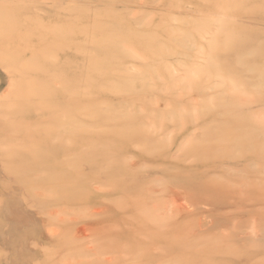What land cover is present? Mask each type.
I'll return each mask as SVG.
<instances>
[{
  "label": "rangeland",
  "instance_id": "374dc122",
  "mask_svg": "<svg viewBox=\"0 0 264 264\" xmlns=\"http://www.w3.org/2000/svg\"><path fill=\"white\" fill-rule=\"evenodd\" d=\"M261 64L264 0H0V264H263Z\"/></svg>",
  "mask_w": 264,
  "mask_h": 264
},
{
  "label": "bare ground",
  "instance_id": "6f19581e",
  "mask_svg": "<svg viewBox=\"0 0 264 264\" xmlns=\"http://www.w3.org/2000/svg\"><path fill=\"white\" fill-rule=\"evenodd\" d=\"M209 1H210V0H209ZM243 1H244V0H243ZM228 3H229V2H228ZM227 7H228V6H227ZM230 7H231V6H230ZM230 7H229V9H230ZM229 9H228V10H229ZM231 9H232V8H231ZM112 13H113V12H112ZM102 14H103V13H102ZM106 15H107V14H106ZM113 15H114V14H113ZM112 17H114V16H112ZM98 18H99V17H98ZM100 18H101V16H100ZM100 25H101V26H103V25L105 26L106 24H103V25H102V24L100 23ZM115 25L117 26V23H116ZM97 26H98V25H97ZM109 27H110V25H109ZM96 28L98 29V27H96ZM103 28H104V27H103ZM105 28H107V27L105 26ZM110 28H111V27H110ZM113 28H114V27H113ZM97 29H96V30H97ZM100 29H101V28H100ZM100 29H98V30L100 31ZM117 29H118V28H117ZM98 30H97V31H98ZM228 30H230V29H228ZM232 30H233V29H231V31H232ZM233 33H234V30H233V32H232L231 34L233 35ZM228 34H230V32H228ZM231 34H230V35H231ZM114 35L116 36V33H115ZM118 35H119V34H118ZM98 36H100V35H98ZM102 36H103V35H102ZM235 36H236V34H235ZM111 37H112V35L109 36V38H111ZM228 38H229V36H228ZM228 38H227V39H228ZM251 41H252V40H251ZM227 42H228V41H227ZM254 42H255V40H254ZM253 44H254V43H253ZM113 45L115 46L116 43L113 44ZM212 45H213V44H212ZM93 46H94V45H93ZM254 46H256V44H255ZM116 47H117V49H118V45H116ZM91 48H92V46H91ZM215 49H216V48H215ZM102 51H103V50H102ZM120 51H121V49H120ZM215 51H216V50H215ZM104 53H105V52L103 51V54H104ZM106 53H108V52H106ZM106 53H105V55H106ZM212 53H214V51H213ZM212 53H211V55H212ZM101 54H102V53H101ZM109 54H110V53H109ZM109 54H108V55H109ZM94 55H95V54H93L92 56H94ZM111 55H112V54H111ZM116 55H117V54H116ZM119 55H120V54H119ZM97 56H98V55H97ZM97 56L95 55V57H97ZM101 56H102V55H101ZM112 56H113V55H112ZM112 56H109V57H110V60L113 59ZM117 56H118V55H117ZM214 57H215V56H214ZM96 59H97V58H96ZM98 59H99V58H98ZM98 59H97V60H98ZM102 60H103V65H104V62L107 61V60L104 61V58H103V59L98 60V61L100 62V61H102ZM110 60H108V61H110ZM113 61H115V60H113ZM96 62H97V61H96ZM99 62H98V63H99ZM115 62H117V61H115ZM115 62H113V63H115ZM100 63H102V62H100ZM105 63H106V62H105ZM109 63L112 64L111 62H109ZM95 64H97V63H95ZM107 64H108V63H107ZM262 64H263V63H262ZM262 64H261V66L264 67V65H262ZM98 65H99V64H98ZM100 65H101V64H100ZM112 65H115V66H116L117 64L115 63V64H112ZM112 65H111V66H112ZM253 65H254V64H253ZM91 66H92V65H91ZM100 67H102V66H100ZM104 67H105V65H104ZM112 67H113V66H112ZM254 67H255V65H254ZM121 68H122V67H121ZM259 68H261V67H259ZM86 69H87V68H86ZM106 69H107V67H106ZM262 69H264V68H262ZM113 70H115V69H113ZM124 70H126V69H124ZM124 70H123V72H124ZM209 70H211V69H209ZM95 71H96V70H95ZM104 71H105V70H104ZM111 71H112V70H111ZM263 71H264V70H263ZM88 72H89V71H88ZM88 72H87V74H89ZM93 72H94V71H93ZM125 72H126V71H125ZM218 72H219V71H218ZM85 73H86V72H85ZM94 73H95V72H94ZM105 73H106V72H105ZM110 73H111V72H110ZM219 73H220V72H219ZM253 73H255V72H253ZM256 74H257V72H256ZM256 74H255V75H256ZM255 75H254V76H255ZM95 76H96V75H95ZM104 76H105V75H104ZM234 76H236V75H234ZM251 76H252V75H251ZM254 76H252V77H254ZM96 77H97V76H96ZM141 77H142V76H141ZM145 77H146V76H145ZM145 77H144V78H145ZM252 77H251V80H253V79L255 80V79H256V81H257V78H253V79H252ZM259 77H260V76H259ZM262 77H263V76H262ZM104 78H106V77H104ZM109 78H110V76H109ZM235 78H236V77H235ZM237 78H238V76H237ZM242 78H243V77H242ZM242 78H240V79L242 80ZM89 79H90V77H89ZM94 79H95V78H94ZM134 79H135V78H134ZM134 79H133V81H134ZM141 79H143V77H142ZM204 79H205V78H204ZM238 79H239V78H238ZM258 79H259V78H258ZM86 80H87V78H86ZM107 80H108V79H107ZM143 80H144V81L146 80L145 82H147L148 79H143ZM94 81H95V80H94ZM96 81H98V79H97ZM96 81H95V82H96ZM242 81H243V83L245 84V81H244V80H242ZM242 81H240V82H242ZM107 82H109V81H107ZM141 82H142V80H141ZM238 82H239V81H238ZM88 83H89V81H88ZM96 83H97V82H96ZM64 84H65V83H64ZM241 84H242V83H241ZM260 84H261V83H259V85H260ZM262 84H263V82H262ZM65 85H66V84H65ZM141 85H142V84H141ZM143 85H144V84H143ZM246 85H247V84H246ZM94 86H96V84H95ZM100 86H101V85H99V86H97V87H100ZM238 86H239V85H238ZM242 86H243V85H242ZM261 86H262V85H261ZM67 87H70V85L67 86ZM67 87H65V88H67ZM92 87H93V86H92ZM126 88H127V87H126ZM67 89H68V90H67ZM67 89H66V90L69 91L70 88H67ZM92 89H93V88H92ZM96 89H97V88H96ZM259 93H260V92H259ZM261 93H262V92H261ZM263 93H264V91H263ZM258 96H259V95H258ZM259 97H260V96H259ZM256 98H257V97H256ZM256 98H254V99H256ZM261 98H262V97H261ZM251 99H252V98H251ZM98 106H99V105H98ZM100 108H101V106H100ZM107 108H108V107H107ZM107 108H106V109H107ZM108 109H109V108H108ZM104 111H105V110H104ZM106 111H107V110H106ZM121 114H122V113H121ZM121 114H120V116H121ZM123 114H124V113H123ZM88 116H89V115H87V117H88ZM122 116H123V115H122ZM124 116H125V115H124ZM128 116H130L131 119L133 118V116L131 117V114L128 115ZM256 116H257V114H256ZM89 117H91V115H90ZM89 117H88V118H89ZM96 117H97V116H96ZM123 118H124V117H123ZM154 118H155V117H154ZM250 118H252V117H250ZM60 119H61V118H60ZM62 119H63V118H62ZM96 119H97V118H96ZM93 120H94V119H93ZM109 120H110V119H109ZM64 121H65V119H64ZM113 121H114V120H113ZM94 122H95L96 125H98V124L96 123L97 120H96V121L94 120ZM65 123H66V122H65ZM68 123H69V122H68ZM263 123H264V122H263ZM59 124H60V123H59ZM62 124H63V121H62ZM66 124H67V123H66ZM76 124L78 125L79 122L76 123ZM102 124H103V123H101V124H99V125H102ZM115 124H116V123H115ZM220 124H221V123H220ZM220 124H219V126H220V128H221V125H220ZM223 124H224V125H223ZM223 124H222L223 127H224V126H228V125H225V123H223ZM226 124H228V123H226ZM231 124L233 125V123H231ZM258 124H259V123H258ZM63 125H64V124H63ZM69 125H70V123H69ZM79 125H80V124H79ZM103 125H104V124H103ZM108 125H109V124H108ZM139 125L142 126V124H139ZM256 125H257V124H256ZM217 126H218V125H217ZM219 126H218V127H219ZM233 126H234V125H233ZM69 127L71 128L70 130H73V128H72L73 126L70 125ZM79 127H82V125L78 126V128H79ZM82 128H83V127H82ZM93 128H98V129H99V126H97V127H96V126H95V127L93 126ZM254 128H255V127H254ZM56 129H57V128H56ZM224 129H226V128H224ZM229 129L231 130V127L228 128L227 130L230 131ZM256 129H258V128H256ZM256 129H255V131H256ZM261 130H262V129H260L259 132H260ZM263 130H264V129H263ZM57 131H59V130H57ZM128 131H129V129H128ZM255 131H254V134L257 133V132L255 133ZM257 131H258V130H257ZM125 132H126V131H125ZM261 132H262V135H263L264 132H263V131H261ZM126 133H128V132H126ZM56 134H57V133H56ZM128 134H129V133H128ZM131 134H132V133H131ZM97 135H98V134H97ZM136 135H137V134H136ZM92 136H93V135H92ZM98 136H99V135H98ZM257 136H258V135H257ZM257 136H256V137H257ZM263 136H264V135H263ZM93 137H94V136H93ZM103 137H104V136H103ZM103 137L101 136V138H103ZM261 137H262V136H261ZM262 138H263V137H262ZM89 139H90V138H89ZM116 139H117V138H116ZM235 139H236V138H235ZM235 139H233V143L236 142V141L239 142L238 140L234 141ZM118 140H119V142H120V139H118ZM249 140H250V139H249ZM97 141H98V140H97ZM131 141H132V140H131ZM218 141H219V140H218ZM121 142H122V141H121ZM121 142H120V143H121ZM123 142H124V141H123ZM123 142H122V143H123ZM237 142H236V143H237ZM245 142H246V140H245ZM240 143H243V142H240ZM262 143H263V142H262ZM88 144H89V143H88ZM94 144H95V142H94ZM149 144H150V143H149ZM200 144H202V146L205 145V143H203V142L200 143ZM203 144H204V145H203ZM206 144H207V143H206ZM211 144H212V143H211ZM144 145H145V144H144ZM212 145H213V144H212ZM229 145H231V144L229 143ZM234 145H235V143H234ZM199 146H200V145H199ZM207 146H208V145H207ZM209 146H210V144H209ZM237 146H239V145H237ZM211 147H212V146H211ZM222 147H223V146H222ZM205 148H206V146H205ZM207 148H208V147H207ZM212 148H213V147H212ZM252 148H253V146H252ZM151 149H152V148H151ZM149 151H150V150H149ZM151 151H152V150H151ZM196 155H197V154H196ZM260 173H261V172H260ZM263 173H264V172H263ZM249 182H250V181H249ZM246 207H247V206H246ZM240 208H241V207H240ZM221 209H222V208H221ZM223 210H224V209H223ZM219 249H220V248H219ZM197 250H198V249H197ZM197 250H196V251H197ZM194 251H195V250H194ZM198 251L200 252L201 250H198ZM188 259H189V258H188ZM262 263L264 264V262H262Z\"/></svg>",
  "mask_w": 264,
  "mask_h": 264
}]
</instances>
